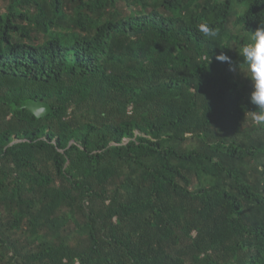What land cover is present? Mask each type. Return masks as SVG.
I'll use <instances>...</instances> for the list:
<instances>
[{
	"label": "trees",
	"instance_id": "trees-1",
	"mask_svg": "<svg viewBox=\"0 0 264 264\" xmlns=\"http://www.w3.org/2000/svg\"><path fill=\"white\" fill-rule=\"evenodd\" d=\"M0 2V264H264V0Z\"/></svg>",
	"mask_w": 264,
	"mask_h": 264
},
{
	"label": "clouds",
	"instance_id": "clouds-1",
	"mask_svg": "<svg viewBox=\"0 0 264 264\" xmlns=\"http://www.w3.org/2000/svg\"><path fill=\"white\" fill-rule=\"evenodd\" d=\"M200 31L204 36L211 38L218 35V29L208 25H201ZM239 57L241 58L239 61H233L231 57L222 52L215 56V59L228 64L229 71L238 73L251 82L250 101L260 110L256 115L264 120V23L255 32H251L250 42L241 46ZM204 59L210 64L212 61L210 53Z\"/></svg>",
	"mask_w": 264,
	"mask_h": 264
},
{
	"label": "water",
	"instance_id": "water-1",
	"mask_svg": "<svg viewBox=\"0 0 264 264\" xmlns=\"http://www.w3.org/2000/svg\"><path fill=\"white\" fill-rule=\"evenodd\" d=\"M24 107L37 118L46 116L50 113V106L48 104L35 100L27 102Z\"/></svg>",
	"mask_w": 264,
	"mask_h": 264
},
{
	"label": "rangeland",
	"instance_id": "rangeland-1",
	"mask_svg": "<svg viewBox=\"0 0 264 264\" xmlns=\"http://www.w3.org/2000/svg\"><path fill=\"white\" fill-rule=\"evenodd\" d=\"M236 8V7H235ZM3 9H4V4L2 3V2H0V11H3ZM236 10L238 11L239 9L238 8H236ZM231 29H232V31H236V28L234 27V26H231ZM248 124V123H247Z\"/></svg>",
	"mask_w": 264,
	"mask_h": 264
}]
</instances>
